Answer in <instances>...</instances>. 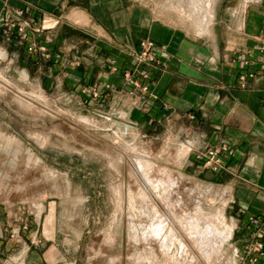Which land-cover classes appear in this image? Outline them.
Returning <instances> with one entry per match:
<instances>
[{
  "label": "rangeland",
  "instance_id": "1",
  "mask_svg": "<svg viewBox=\"0 0 264 264\" xmlns=\"http://www.w3.org/2000/svg\"><path fill=\"white\" fill-rule=\"evenodd\" d=\"M141 1L156 16L199 34L194 22L205 15L200 6L205 0H196L199 6L190 0ZM184 9L192 21L183 18ZM46 58L27 52L25 41L4 35L0 27V264H190L179 244L165 255L137 242L129 195L137 199V213L145 211L140 198L146 200V194L133 168L139 162L150 163L152 179L177 182L174 200L202 226L207 215L217 217L222 210L215 243L234 228L215 247L218 256L204 257L206 264H248L239 255L245 224L225 186L190 171L179 154L186 142L178 144L155 127L148 130L141 126L144 120L130 128L109 103L93 100L97 88L89 95V87L76 83L75 71L52 72ZM41 256L49 262L42 263Z\"/></svg>",
  "mask_w": 264,
  "mask_h": 264
},
{
  "label": "crops",
  "instance_id": "2",
  "mask_svg": "<svg viewBox=\"0 0 264 264\" xmlns=\"http://www.w3.org/2000/svg\"><path fill=\"white\" fill-rule=\"evenodd\" d=\"M26 6L37 16L60 19L45 61L50 71H75L76 83L89 92L97 88L93 100L109 103L130 128L144 120L141 126L171 134L178 144L195 143L190 152L188 146L179 149L194 176L225 186L243 224L250 215L264 220V76L259 71L242 86L234 61L253 52L264 35V0H212L211 17L194 22L199 34L156 16L141 0H0V17L7 8ZM146 38L159 46L162 64L151 69L150 92L134 96L122 73ZM222 145L229 149L221 151L220 170L197 157Z\"/></svg>",
  "mask_w": 264,
  "mask_h": 264
},
{
  "label": "built area",
  "instance_id": "3",
  "mask_svg": "<svg viewBox=\"0 0 264 264\" xmlns=\"http://www.w3.org/2000/svg\"><path fill=\"white\" fill-rule=\"evenodd\" d=\"M59 24V18L46 14L37 16L29 6H26L7 9L2 17L0 27L4 35H14L25 41L26 50L30 54L49 57V46L53 42V33ZM158 51L159 46L152 39L146 38L140 41L139 50L131 56V68L122 73L123 83L128 86L129 94L135 96L138 93L150 92L151 69L162 64ZM56 56L59 57L60 54H56ZM234 61L242 69L239 76L242 86H246L248 80L255 78L259 71L264 76V35L258 39L253 52L250 54L239 53ZM115 63L114 59L109 61L113 71L118 70ZM93 95L99 97L100 92L94 91ZM185 142L189 147V152L192 151L195 143L189 140ZM228 149L225 145L220 148H207L199 152L197 157L204 159V165L207 168L217 171L224 167L221 151ZM243 230L245 239L239 255L248 264H259L264 258V220L250 215ZM0 233H2L1 223ZM13 233L15 234V232Z\"/></svg>",
  "mask_w": 264,
  "mask_h": 264
},
{
  "label": "bare ground",
  "instance_id": "4",
  "mask_svg": "<svg viewBox=\"0 0 264 264\" xmlns=\"http://www.w3.org/2000/svg\"><path fill=\"white\" fill-rule=\"evenodd\" d=\"M211 3L212 0H205L200 5L202 6L201 10L205 12L203 17L206 19L212 15L210 8ZM190 4H192V6L193 4L198 5L196 0H190ZM192 6L190 5L191 8ZM197 11L200 12V9L197 8ZM181 14L183 17H188L189 19L193 17V15L187 14L185 9L182 10ZM186 152H188V150ZM149 166V162H139L135 163L133 167L140 177L138 178V182L140 189H142V195L146 194V200L140 198L142 204H146L145 211L141 213H137L136 211L137 199L134 193L130 191L129 195V215L137 237V242H144L145 245L143 246H146L150 253L153 252L154 254L155 251H160L165 255H169L174 248H176V245L179 244L181 248L180 254L184 261H188L190 264H206L204 257L216 256L215 247H220L227 241L231 237L234 228L230 227L223 239L215 243L213 237L219 232L218 224L222 222V218L224 217L222 210L220 209L221 213L217 217L207 215L206 218L209 219L207 225L202 226L198 218L189 214V211L187 212L188 207L186 208L180 199L174 200L173 194L176 186H178L177 182L173 179H152L147 173ZM119 206L121 207L120 202ZM121 209L122 207L120 210ZM177 213L180 214L181 217L178 218ZM180 222L185 223L184 225L188 233L189 230H193V233L191 235L189 233V235L195 237L194 243L191 242V237L184 233L181 227L183 223L180 224ZM139 228L142 229L140 232L141 235L138 234Z\"/></svg>",
  "mask_w": 264,
  "mask_h": 264
}]
</instances>
